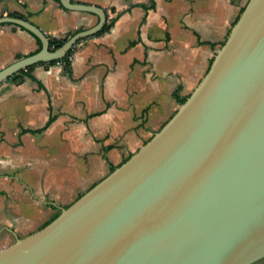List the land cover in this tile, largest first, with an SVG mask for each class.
Returning a JSON list of instances; mask_svg holds the SVG:
<instances>
[{
    "label": "crops",
    "instance_id": "0c3cea01",
    "mask_svg": "<svg viewBox=\"0 0 264 264\" xmlns=\"http://www.w3.org/2000/svg\"><path fill=\"white\" fill-rule=\"evenodd\" d=\"M247 1L72 0L121 14L109 31L74 46L69 71L64 62L37 63L0 83V249L52 221L165 125ZM1 16L55 39L98 21L62 0H0ZM38 48L27 29L0 24V70Z\"/></svg>",
    "mask_w": 264,
    "mask_h": 264
},
{
    "label": "water",
    "instance_id": "95a60500",
    "mask_svg": "<svg viewBox=\"0 0 264 264\" xmlns=\"http://www.w3.org/2000/svg\"><path fill=\"white\" fill-rule=\"evenodd\" d=\"M98 16L50 49L30 21L1 16L42 42L0 70L63 58L97 34ZM0 264H264V0H248L207 73L176 113L41 229L0 249Z\"/></svg>",
    "mask_w": 264,
    "mask_h": 264
},
{
    "label": "trees",
    "instance_id": "16d2710c",
    "mask_svg": "<svg viewBox=\"0 0 264 264\" xmlns=\"http://www.w3.org/2000/svg\"><path fill=\"white\" fill-rule=\"evenodd\" d=\"M141 6H143V7H146V8H148V7H151V6H154V3H152L151 5H147V4H140ZM246 6V5H245ZM245 6L242 8V10H241V12L245 9ZM120 14H121V12H119V13H116L115 15H113L112 17H110L109 15H107V20H106V22H105V24H104V26H103V28L97 33V34H95V35H100V34H102V33H105V32H107V31H109L112 27H113V25L115 24V22H116V20L118 19V17L120 16ZM240 16V15H239ZM239 16H238V18H237V20L239 19ZM236 20V21H237ZM72 34H70L68 37H65V38H62V39H55V38H49V41H50V49H52V50H54V49H56V48H58L59 46H61V45H63L65 42H66V40L71 36ZM94 35V36H95ZM85 39V38H84ZM37 40H38V43H39V48H38V50L37 51H39L40 49H41V47H42V42H41V40L39 39V38H37ZM83 40V39H82ZM81 41V40H80ZM80 41H78L77 43H79ZM224 42L225 41H223L222 43H220V47L224 44ZM73 51H74V47L63 57V58H61V59H56V60H51V61H49L48 63H50V64H55V63H57V62H64L65 63V66H66V69L69 71L70 70V65H71V61H70V56L72 55V53H73ZM18 58H23V56H19ZM213 59H214V57L212 58V60H211V63H212V61H213ZM41 63H44V62H40V63H38V64H41ZM36 64H34V65H31V66H29V67H27L26 69H23V70H20L19 72H17V73H15L14 74V76L15 75H17L18 73H21V72H24L25 70H29L30 68H32V67H34ZM211 65V64H210ZM209 68H210V66H209ZM16 82H18V83H20L21 81H22V78L20 77V78H17L16 77ZM188 97H184V98H182L181 99V103H183V102H185L186 101V99H187ZM95 114H99V113H93L92 115H95ZM54 119H53V117H50V119L48 120V122H47V124H46V127L49 125V124H51V122L53 121ZM129 158V157H128ZM128 158H126L124 161H126ZM123 161V162H124ZM116 166H112L111 167V171L115 168ZM58 215V214H57ZM56 215V216H57ZM55 216V217H56ZM54 217V218H55Z\"/></svg>",
    "mask_w": 264,
    "mask_h": 264
},
{
    "label": "rangeland",
    "instance_id": "374dc122",
    "mask_svg": "<svg viewBox=\"0 0 264 264\" xmlns=\"http://www.w3.org/2000/svg\"><path fill=\"white\" fill-rule=\"evenodd\" d=\"M247 2H248V1H247ZM30 144H31V141H27V142H25V145H23V143H22V146H24L22 149L25 148L26 151H30V148H29ZM45 147H46V146H43V147L40 148V153L43 154V155L46 153V151L43 150V148H45ZM50 168H52V166L48 165L47 168H46V170H47V169H50ZM48 171H49V170H48ZM48 171H47V172H48ZM58 212H59V211H58Z\"/></svg>",
    "mask_w": 264,
    "mask_h": 264
}]
</instances>
